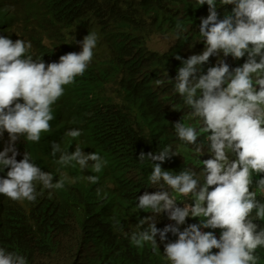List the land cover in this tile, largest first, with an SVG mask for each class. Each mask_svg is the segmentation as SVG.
Wrapping results in <instances>:
<instances>
[{
	"label": "trees",
	"instance_id": "obj_1",
	"mask_svg": "<svg viewBox=\"0 0 264 264\" xmlns=\"http://www.w3.org/2000/svg\"><path fill=\"white\" fill-rule=\"evenodd\" d=\"M215 2L218 19L231 13L233 5ZM207 15L208 5L200 6L198 0H0V36L30 42L28 54L46 65L59 62L61 55L79 53V42L88 33L97 35L85 73L64 86L63 96L52 105L50 131L41 133L38 142L24 136L15 142L17 161L27 152L41 171L53 175V182L62 172L70 182L62 189L37 184L35 201H14L0 194V248L24 256L27 264H170L164 246L175 242L177 235L169 232L161 241L157 234L155 250L150 243L137 247L130 241L139 221L154 215L151 209L136 206L138 197L148 190H161L149 180L153 163L159 161L138 157L170 145L178 155L166 159L162 169L178 174L191 168L202 182L199 159H205L206 135L198 136L197 142L206 147L200 157L192 153L193 145L177 137L173 125L184 122L192 109L175 92L173 83L181 66L175 56L187 59L204 50L199 25ZM171 34L177 40L167 53L146 46L152 36ZM219 59L232 70L242 66L247 56L235 59L221 53ZM216 64L213 55L201 65V73ZM156 80L164 83L157 85ZM70 129L80 130L81 135L67 136ZM53 142L70 153L76 146L85 154L95 152L107 163L99 173L91 166L81 171L75 162L60 165L59 153L52 155ZM8 146L5 131L0 135V151ZM8 170L0 171V178H6ZM86 175L99 180L89 183ZM261 176L254 174V181ZM251 190L264 203V191L255 182ZM169 192L178 206L182 196ZM188 197L191 203L193 197ZM251 218L255 219V212ZM199 219L189 216L183 225H176L166 212L154 216L160 230L172 225L183 231ZM254 223L258 230L264 228V219ZM201 231L221 233V229ZM255 255L257 264H264V247L257 248Z\"/></svg>",
	"mask_w": 264,
	"mask_h": 264
},
{
	"label": "clouds",
	"instance_id": "obj_2",
	"mask_svg": "<svg viewBox=\"0 0 264 264\" xmlns=\"http://www.w3.org/2000/svg\"><path fill=\"white\" fill-rule=\"evenodd\" d=\"M198 3L208 5V15L201 18L199 25L205 47L201 54L187 59L175 56L181 66L173 85L184 104L192 109L190 118H197L200 127L197 130L182 121L173 126L177 137L193 145L192 151L199 157L204 146L197 142L198 136L206 135L211 158L199 159L203 165L201 182L191 168L178 174L162 169L166 159L178 155L170 145L155 154L140 153V160L147 157L152 162L159 161L153 163L149 180L159 184L161 190L138 197L136 206L151 209L154 215L139 221L130 241L137 247L150 243L155 250L157 234L164 241L171 232L178 238L164 246L170 264H257L255 252L264 247V228L258 230L254 221L264 219V203L257 200V193L251 188L255 182L257 189L264 191V176L254 181V174H264V0H221L222 6L233 5L231 13L225 12L223 19H218L215 0ZM79 43V53L61 55L59 62L46 65L28 54L30 42L22 39L13 42L0 36V135L6 131L9 136V146L0 151V171L9 169L6 178H0V194L11 200L35 201L37 184L44 189H62L70 182L63 172L53 182V175L41 171L27 152L17 161L15 142L21 136L38 142L41 133L50 131L49 122L54 119L52 105L63 96L64 86L85 73L97 44L96 33H88ZM221 53L235 59L246 55L247 59L242 66L230 70L219 59ZM213 55L217 56L216 66L209 67L206 74L201 73V65ZM165 75L167 78L166 72ZM155 83L162 85L164 81ZM66 135L76 138L81 132L70 129ZM51 147L53 156L59 153L60 165L75 162L81 171L91 166L99 173L107 163L95 152L85 154L79 146L71 153L55 142ZM84 179L95 184L99 177L86 175ZM169 189L180 196L191 195L192 202L177 206V199ZM163 212L176 225H183L189 216L200 219L183 231L172 225L160 230L154 216ZM253 212L255 219L251 218ZM201 228L221 229V234L217 239L213 232H203ZM212 249L218 252L213 254ZM0 264H27V261L22 255L0 248Z\"/></svg>",
	"mask_w": 264,
	"mask_h": 264
},
{
	"label": "rangeland",
	"instance_id": "obj_3",
	"mask_svg": "<svg viewBox=\"0 0 264 264\" xmlns=\"http://www.w3.org/2000/svg\"><path fill=\"white\" fill-rule=\"evenodd\" d=\"M177 37L174 35H155L152 36L146 43V46H148V48L152 51L158 52L159 54H164L167 53L176 43ZM95 48L93 49V53H94ZM189 114L185 116V121L183 123H185L186 125H191L195 128H197V130H199L200 127V121L197 118H190V112H188ZM192 119L194 120L195 123H192ZM206 150V147H204V151ZM194 153V152H192ZM191 154V153H190ZM204 157L205 159H209L211 158V154L206 152L204 153ZM198 174H200V172H198ZM148 193H151V190L147 191ZM177 196H180L179 194ZM181 202L179 203V207H183L184 203L186 204H190V200L189 197H185L182 196ZM162 221V220H160ZM211 230V228H210ZM220 232L216 233V237L219 238L220 236Z\"/></svg>",
	"mask_w": 264,
	"mask_h": 264
}]
</instances>
